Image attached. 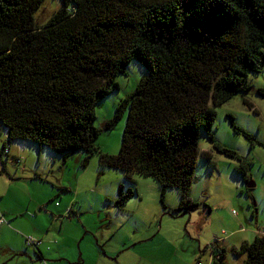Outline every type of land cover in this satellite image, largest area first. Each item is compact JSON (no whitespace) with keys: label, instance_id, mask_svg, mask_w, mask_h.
<instances>
[{"label":"trees","instance_id":"obj_1","mask_svg":"<svg viewBox=\"0 0 264 264\" xmlns=\"http://www.w3.org/2000/svg\"><path fill=\"white\" fill-rule=\"evenodd\" d=\"M42 1L0 0V130L9 143L64 162L82 153L83 165L97 156L100 174H123L117 210L139 197L134 173L152 177L162 201L167 190L177 191L171 215L196 210L190 190L201 133L214 151L237 161L234 174L252 184V162L216 141L215 108L251 91L250 75L264 69V0H61L39 26L34 13ZM131 61L146 76L99 129L95 107L120 88L116 77L127 75ZM255 92L264 98V88ZM243 103L253 108L246 98ZM125 113L119 153H104L98 136ZM227 118L236 135L262 145L232 114ZM6 150L4 143L0 156ZM202 157L214 166L212 151ZM34 179L45 182L37 174ZM218 241L210 244L213 264H226ZM233 250L246 255L243 264H264V234Z\"/></svg>","mask_w":264,"mask_h":264},{"label":"rangeland","instance_id":"obj_2","mask_svg":"<svg viewBox=\"0 0 264 264\" xmlns=\"http://www.w3.org/2000/svg\"><path fill=\"white\" fill-rule=\"evenodd\" d=\"M61 7V0H43L34 13L36 23L43 26ZM145 76V69L136 61H131L127 67V75L116 77L120 88L114 90L95 107L94 125L97 128H102L105 121L113 118L118 101L133 92L137 83ZM249 80L253 86L251 91L245 95L238 94L215 108L217 116L214 135L216 141L222 146L233 149L252 162L251 181L255 183V187L251 195L247 193L246 182L234 174L237 161L214 151L211 143L201 133L200 153L190 190L191 198L200 205L189 213L171 215L168 212L169 209L174 210L179 205L177 191L167 190L162 201L158 183L152 177L137 173L133 174V179L136 182L139 197L130 199L122 210H117L113 202L116 199L118 186L123 182V174L114 169H103L104 173L100 174L97 156H92L86 165H83L82 153L69 156L64 162L61 157H54L46 151L40 154L34 148V152H29L31 155L29 159L25 157L26 150L22 147H19L20 154L23 155L22 164L18 165L14 162L19 169L18 174L21 175L19 178L29 177L30 170H39L45 182L30 181L28 183L25 179L11 181L9 177H18L15 175L17 171L12 164L13 159L9 157L6 161L3 158L2 161L0 160V173L5 174L0 177V192L3 194L0 197V204L10 208L28 203L29 200L36 202L43 199L46 211L52 213L58 210L64 211L66 224L63 236L72 235L71 239L66 238L73 243V239H76L75 247L72 248L77 258L82 255L80 244L85 252H87L88 244H92L96 250H101L102 244L98 243V238L103 233L107 236L111 235L109 246L106 244L107 247L116 248L118 245L119 249L123 247L122 240L149 234L151 235L149 240L133 247L128 246L130 242H125L127 243L126 251L121 250L119 256L114 258V263L123 261L127 264H197L199 260L202 264H213L210 244L220 238L219 246L225 250L224 262L243 264L246 255H236L233 249H239L240 245L236 244L234 239H230L231 231L236 227L238 218L244 216V221L238 224V228L245 227L264 233V98L255 92L258 88H264V69L259 74H251ZM243 98L249 100L253 108L246 106ZM228 114H232L236 123L261 141L262 145L251 146L243 136L236 135L227 118ZM126 119L125 113L112 130L101 131L96 142L104 153L110 155L119 153ZM0 134L1 150L4 142L7 147L12 143L7 141L4 129L0 130ZM20 146L26 145L20 144ZM12 147L19 150L15 145ZM204 151H212L214 166L202 157ZM24 165L27 166L23 167ZM6 179L7 182H5ZM11 182L14 185H9ZM61 186L70 188V192L62 193L58 189ZM33 187L38 189L34 190ZM28 190L31 194L27 192ZM70 202L74 204L77 212L71 220L72 223L68 221V212L65 211ZM57 204L65 208L60 209ZM206 206L211 208L210 212ZM46 211L43 210L42 214L45 223L46 221L49 223ZM26 216L32 217V214L28 212ZM16 222L21 229L15 227L16 231L24 235L20 249L23 250L22 252H32L35 248L34 244H28L27 239L31 238L35 243L37 241L32 238L33 234L26 232L31 230L30 225L26 223L25 218H20ZM60 223L61 220H59ZM11 237L10 234L0 235V264H24L23 258L11 256L9 252L8 240ZM248 239L252 242L254 238ZM82 260H84L83 257ZM51 263L53 262L50 261Z\"/></svg>","mask_w":264,"mask_h":264},{"label":"crops","instance_id":"obj_3","mask_svg":"<svg viewBox=\"0 0 264 264\" xmlns=\"http://www.w3.org/2000/svg\"><path fill=\"white\" fill-rule=\"evenodd\" d=\"M5 143V142H4ZM3 143V144H4ZM2 144V146H3ZM15 145L19 150H15ZM19 147L24 148L26 151L24 153L25 157L31 158L30 151H33L32 149L26 147V146H20V144H11L9 145L8 151L4 152L2 156H0V160L6 159L9 160V157H12L13 162L15 166L16 176L18 177H9L10 180H20L25 179L30 183L32 182H40L39 180L34 179L36 177V174L43 178L42 172H39V170H30L29 177L25 178H19L21 175L18 174V168L17 164H22V158L23 155H21V150ZM34 152V151H33ZM8 154V156H6ZM17 160V161H15ZM15 162V163H14ZM4 165V164H3ZM27 165H24L23 167H26ZM5 169V167H3ZM6 170V169H5ZM25 172V170H24ZM3 174L0 173V177H3ZM8 180L6 179L5 182ZM4 182V183H5ZM9 185H14V183L11 182ZM63 187V186H61ZM33 189H38L36 187H33ZM29 194V190L27 191ZM3 196V194L0 192V197ZM52 198V197H51ZM1 201V198H0ZM74 204L69 203L67 209L65 211L68 212V221L72 223L73 216L77 215V212L74 209ZM46 204L43 199H40L39 201L34 202L33 200H29L28 203L22 204L20 206L5 208L3 205L0 204V213L4 215L6 220L8 221V224L10 225H2L0 226V235L1 234H10L12 237L8 241L9 244V252H11V256L18 257L24 259V264H42L46 262V264H50V261L53 263L51 264H115V257L119 256L118 254L121 253V250L126 251V244L125 242H130L129 247H133L141 242H144L146 240H149L151 238V235L146 234L142 235L140 237H132L129 240H122L124 241L123 247L120 249L118 248V245L116 248H109L106 244L109 246V239L110 236H107L105 233L98 238V243H101L102 245V251L96 250L93 248L92 244H88L87 252L83 250V246L80 244V249L82 250V255H80L79 258L76 256V252L73 250L72 247H75L76 239H73L74 243L71 241H68L67 238L71 239L73 236L68 234L67 236H63L64 234V228L66 221L64 220V211L58 210L56 213H52L50 211H46L45 208ZM58 208H61L62 205H58ZM46 211V214L48 215V222L43 218V212ZM27 212V213H26ZM30 212L32 214L31 216H26ZM71 212L74 214L71 215ZM257 213V212H256ZM20 218H25L26 223H28L31 230H27L26 232L33 234L34 237H32L37 242L33 245L35 248L32 250V252L25 251L20 249V246L22 245L23 236L21 233L16 231V228L18 227V224L16 221ZM31 220V221H29ZM59 220H61V223L59 224ZM244 221V216H240L237 220V223L235 224L236 227L233 228L231 231L230 239H234L236 244L241 245L243 242H249L248 238H254L256 235L264 234L263 232H255L254 230H251L250 228L240 227L238 228V224H241V222ZM69 223V222H68ZM257 224V223H256ZM22 225V224H20ZM12 226V228H11ZM20 229V228H19ZM21 230V229H20ZM23 231V230H22ZM25 232V231H23ZM67 237V238H66ZM63 238H66L63 240ZM220 241V238L217 239ZM125 247V248H124ZM200 249V246H199ZM120 250V251H119ZM23 254V255H22ZM82 257L84 260H82ZM89 259H88V258ZM199 259V257H198ZM93 260V261H92ZM64 262V263H61ZM199 260L197 261L198 264ZM117 264H127L125 262L117 263Z\"/></svg>","mask_w":264,"mask_h":264},{"label":"built area","instance_id":"obj_4","mask_svg":"<svg viewBox=\"0 0 264 264\" xmlns=\"http://www.w3.org/2000/svg\"><path fill=\"white\" fill-rule=\"evenodd\" d=\"M7 151L8 150H6L5 152H7ZM234 213H235V211H234ZM4 224H8V221L6 220V218L4 217V215H2L0 213V226L1 225H4ZM27 241H28L27 242L28 244H35V242L31 238H28ZM44 264H46V262ZM198 264H202V263L199 261Z\"/></svg>","mask_w":264,"mask_h":264},{"label":"water","instance_id":"obj_5","mask_svg":"<svg viewBox=\"0 0 264 264\" xmlns=\"http://www.w3.org/2000/svg\"><path fill=\"white\" fill-rule=\"evenodd\" d=\"M249 188H254L255 187V183L254 182H252V184H249V185H247Z\"/></svg>","mask_w":264,"mask_h":264}]
</instances>
